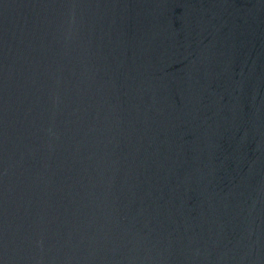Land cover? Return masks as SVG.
<instances>
[{"label":"water","instance_id":"obj_1","mask_svg":"<svg viewBox=\"0 0 264 264\" xmlns=\"http://www.w3.org/2000/svg\"><path fill=\"white\" fill-rule=\"evenodd\" d=\"M0 264H264V0H0Z\"/></svg>","mask_w":264,"mask_h":264}]
</instances>
